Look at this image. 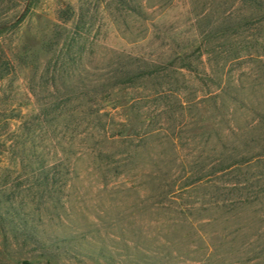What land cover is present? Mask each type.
Segmentation results:
<instances>
[{
  "label": "rangeland",
  "instance_id": "374dc122",
  "mask_svg": "<svg viewBox=\"0 0 264 264\" xmlns=\"http://www.w3.org/2000/svg\"><path fill=\"white\" fill-rule=\"evenodd\" d=\"M0 264H264V0H0Z\"/></svg>",
  "mask_w": 264,
  "mask_h": 264
},
{
  "label": "trees",
  "instance_id": "16d2710c",
  "mask_svg": "<svg viewBox=\"0 0 264 264\" xmlns=\"http://www.w3.org/2000/svg\"><path fill=\"white\" fill-rule=\"evenodd\" d=\"M65 112L69 113V111L68 110L66 111V109L63 111L60 110L57 112L45 110L43 112H40V114L37 117V120L40 122V124L43 121H46L50 125L45 130L46 134L48 132L52 136L54 135L53 138H56L57 135L59 134V129H57V126H59V124L62 126L65 124L64 128L68 130V126H69L68 122H66V123H53L54 120L57 121L61 115H64ZM67 116L69 117V119H68L69 122H71L74 119L76 120L78 118L77 115L74 116L71 113H69ZM74 130H76V129H73L72 131H74ZM70 138L72 139L73 135ZM84 138L85 137H83L81 140H84ZM60 139L57 142L55 141V143L60 144ZM61 151L63 154L60 155L59 157H56L54 160H47V159L42 160L40 162V167L46 171L55 170L58 172L70 171V170L76 169L77 168L76 160H78L80 158V156H78L77 158L74 159L73 157L69 156V154H67V152H69V150H66L64 147H61ZM56 152H58V151H56ZM88 154H92V156H93V160H92V164H93L92 168L93 169L94 168L106 169L107 166L111 165V162L108 160L107 155L104 154L102 152V150L100 149V147H98L95 144H93L90 147Z\"/></svg>",
  "mask_w": 264,
  "mask_h": 264
}]
</instances>
